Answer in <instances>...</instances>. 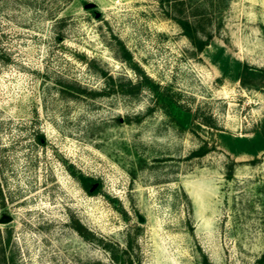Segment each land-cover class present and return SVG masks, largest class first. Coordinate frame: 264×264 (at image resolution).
I'll list each match as a JSON object with an SVG mask.
<instances>
[{
    "label": "rangeland",
    "instance_id": "obj_1",
    "mask_svg": "<svg viewBox=\"0 0 264 264\" xmlns=\"http://www.w3.org/2000/svg\"><path fill=\"white\" fill-rule=\"evenodd\" d=\"M185 2L204 51L166 0H0V232L12 230L15 264H255L263 253L264 150L235 155L218 134L264 127V0ZM220 46L261 76L224 75Z\"/></svg>",
    "mask_w": 264,
    "mask_h": 264
},
{
    "label": "trees",
    "instance_id": "obj_2",
    "mask_svg": "<svg viewBox=\"0 0 264 264\" xmlns=\"http://www.w3.org/2000/svg\"><path fill=\"white\" fill-rule=\"evenodd\" d=\"M163 1V0H162ZM165 1V0H164ZM168 3H172L174 8H178L181 12L180 15L173 16L175 21L180 25L183 30V33L190 39L197 51H204L210 44L208 39H204L200 36L197 22L190 20L185 14L182 7L185 6V0H166ZM118 55L125 59L131 60L132 56L130 51L127 49L126 45L119 41ZM212 60L216 63H219L220 68L224 75H231L233 78L240 80L243 83H248L249 78H258L261 76V72L255 70L253 67H249L247 63L242 62L238 59H230V57L225 53L224 47L220 46L217 48L216 52L212 56ZM108 87L110 89L116 90L118 87L122 86L121 82H116L112 74H108ZM251 79V78H250ZM81 89V88H78ZM84 91L90 94H95L96 91L86 89L78 90ZM159 98L164 101V106L169 114L173 115L175 118L179 119L183 115V110L181 107L176 106V104L170 103V99L167 96H164L159 91L157 92ZM218 137L220 142L232 153L235 155L241 154H252L257 155L260 151L264 150V127L261 130H258L253 136H238L230 132H219ZM199 155L206 153V148L203 147L196 152ZM229 177L232 175V171L228 174ZM84 188L90 193H95L98 191L99 186H94L95 179L93 177L78 174ZM74 227L83 235H85L86 228L79 222L74 221ZM12 238V230H7L5 235H2L0 232V261L3 264H15L14 256L7 255L6 247L10 244ZM128 264H134L133 260H129ZM255 264H264V251L260 257L256 260Z\"/></svg>",
    "mask_w": 264,
    "mask_h": 264
},
{
    "label": "water",
    "instance_id": "obj_3",
    "mask_svg": "<svg viewBox=\"0 0 264 264\" xmlns=\"http://www.w3.org/2000/svg\"><path fill=\"white\" fill-rule=\"evenodd\" d=\"M94 6H95L94 3H87V4H86V7H87V8H93Z\"/></svg>",
    "mask_w": 264,
    "mask_h": 264
}]
</instances>
